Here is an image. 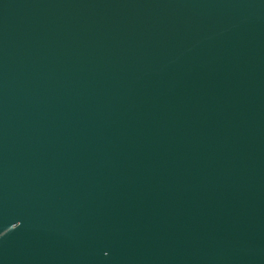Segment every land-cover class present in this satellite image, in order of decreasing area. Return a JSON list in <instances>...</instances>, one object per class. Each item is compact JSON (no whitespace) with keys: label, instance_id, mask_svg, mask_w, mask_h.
<instances>
[{"label":"water","instance_id":"95a60500","mask_svg":"<svg viewBox=\"0 0 264 264\" xmlns=\"http://www.w3.org/2000/svg\"><path fill=\"white\" fill-rule=\"evenodd\" d=\"M0 264H264V0H0Z\"/></svg>","mask_w":264,"mask_h":264}]
</instances>
